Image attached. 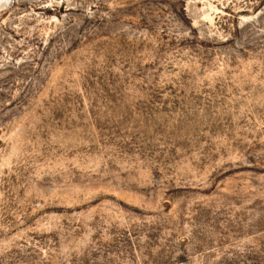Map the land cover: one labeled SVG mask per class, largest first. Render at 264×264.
<instances>
[{
  "label": "rangeland",
  "instance_id": "rangeland-1",
  "mask_svg": "<svg viewBox=\"0 0 264 264\" xmlns=\"http://www.w3.org/2000/svg\"><path fill=\"white\" fill-rule=\"evenodd\" d=\"M0 264H264V0H0Z\"/></svg>",
  "mask_w": 264,
  "mask_h": 264
},
{
  "label": "bare ground",
  "instance_id": "bare-ground-1",
  "mask_svg": "<svg viewBox=\"0 0 264 264\" xmlns=\"http://www.w3.org/2000/svg\"><path fill=\"white\" fill-rule=\"evenodd\" d=\"M6 6V5H5Z\"/></svg>",
  "mask_w": 264,
  "mask_h": 264
}]
</instances>
